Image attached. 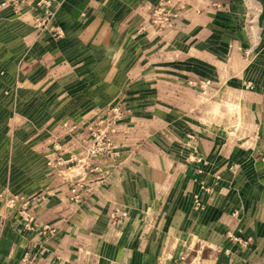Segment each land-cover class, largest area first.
Listing matches in <instances>:
<instances>
[{"label": "crops", "instance_id": "obj_1", "mask_svg": "<svg viewBox=\"0 0 264 264\" xmlns=\"http://www.w3.org/2000/svg\"><path fill=\"white\" fill-rule=\"evenodd\" d=\"M51 1L59 37L0 0V193L35 227L0 204V264H264V0ZM114 105L116 153L57 166Z\"/></svg>", "mask_w": 264, "mask_h": 264}, {"label": "built area", "instance_id": "obj_2", "mask_svg": "<svg viewBox=\"0 0 264 264\" xmlns=\"http://www.w3.org/2000/svg\"><path fill=\"white\" fill-rule=\"evenodd\" d=\"M37 5L42 7L43 17L37 22V25L47 26L53 31L54 36H60V30L58 25L51 24L52 17V1L51 0H37ZM154 16L152 22L159 26H167L177 19L178 12L172 11L164 5L158 6L154 9ZM122 118V110L118 105L111 106L104 116H98L92 124L88 126L89 136L91 137V143L86 148L83 155H72L68 159L64 160L58 157L55 160L57 166L64 164L74 165L77 167H83V172L92 170L94 167L92 161L94 158L111 156L116 152L113 150V134L116 130V123ZM77 126L74 124L71 129H75ZM68 165V166H69ZM95 168V167H94ZM68 196L73 202H80L82 198L81 194V181L77 178L71 179L68 184ZM31 197L23 194H2L0 195V204L5 208L14 211L20 220L22 221L24 228L35 229L33 223V214L31 208ZM35 254L31 251H24L22 257L19 260V264H28ZM169 264H181L180 261L174 260Z\"/></svg>", "mask_w": 264, "mask_h": 264}, {"label": "rangeland", "instance_id": "obj_3", "mask_svg": "<svg viewBox=\"0 0 264 264\" xmlns=\"http://www.w3.org/2000/svg\"><path fill=\"white\" fill-rule=\"evenodd\" d=\"M2 194H7V193H0V195H2ZM123 215H125V212H122V216H123Z\"/></svg>", "mask_w": 264, "mask_h": 264}]
</instances>
